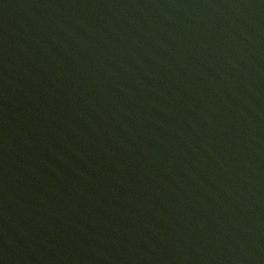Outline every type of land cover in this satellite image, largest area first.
I'll use <instances>...</instances> for the list:
<instances>
[{
	"label": "water",
	"instance_id": "95a60500",
	"mask_svg": "<svg viewBox=\"0 0 264 264\" xmlns=\"http://www.w3.org/2000/svg\"><path fill=\"white\" fill-rule=\"evenodd\" d=\"M0 264H264V0H0Z\"/></svg>",
	"mask_w": 264,
	"mask_h": 264
}]
</instances>
